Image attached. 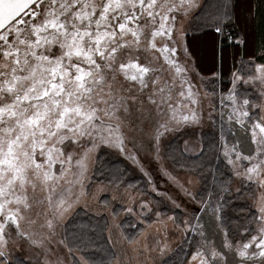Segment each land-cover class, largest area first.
I'll return each instance as SVG.
<instances>
[{"label":"snow or ice","instance_id":"obj_1","mask_svg":"<svg viewBox=\"0 0 264 264\" xmlns=\"http://www.w3.org/2000/svg\"><path fill=\"white\" fill-rule=\"evenodd\" d=\"M198 6L197 0H0V264H9V245L21 241L38 250L43 264H65L60 258L51 259L57 255L53 241L69 253L74 249L79 252V264H91L84 255L87 232L100 224L81 225L77 243L68 239L67 216L89 195L84 185L86 161L98 142L125 151L121 129L129 119L131 106L123 84L117 86L118 79L138 84L139 91L147 88L149 81L153 85L148 99L157 109V119L147 131L143 127L136 131L152 142L158 162L160 145L167 134L202 124L203 116L196 107L200 104L199 92L194 91L197 86L191 80L184 44L190 30L184 21ZM213 7L216 11L202 17L196 30L203 28L224 38L223 26L232 22L228 4L216 0ZM226 38L232 40L231 35ZM182 51L184 63L180 62ZM161 57L174 72L171 84L167 80L160 83V77L152 75L164 71L163 67L150 66ZM237 79L245 84L251 81L254 86L258 82L260 96L264 97V64L257 66L254 74L250 72L247 79L241 73L233 74V93ZM177 82L179 100L173 95ZM127 91L137 89L129 87ZM158 94L159 104L154 98ZM230 99L229 122L241 125L247 122L252 147L245 150L240 144L222 139L218 151L233 174L252 188L256 211L240 241H233L228 232L224 233L223 248L238 255L241 264L256 257L259 264H264V116L256 115L253 119L250 114L253 107L264 111V104L251 105L248 98L238 93ZM161 107L165 111L161 112ZM121 110L125 115H118ZM131 142L134 146L137 143L135 138ZM70 145L82 149L75 161V150L67 151ZM188 147L186 141L185 151ZM130 159L139 163L136 155H130ZM161 172L170 181H177L163 166ZM62 182L67 187L61 186ZM77 185L79 191L75 190ZM114 187L118 189L119 184ZM179 187L185 196L194 199L183 183ZM29 188L31 198L27 195ZM38 190L42 197L37 195ZM209 197V202L201 200V204L205 211L212 209L223 231V206L218 202L213 208L211 194ZM95 198L100 203L99 197ZM117 198L113 196L114 200ZM129 198L131 204L122 211L136 213L138 205L140 221L147 225L143 230V247L138 238L122 233L129 246L123 255L129 262L130 253L140 255L154 250L146 243L148 229L154 225L158 233L165 235L169 232V221L172 230L182 233L193 231V219L196 229L202 227L199 219L191 216L183 225L174 216L163 220L162 213L150 206L151 201ZM34 208V218L26 215ZM150 213H154V221L147 219ZM118 216L119 212L111 213V226L107 219L103 222L102 229L108 231L110 244L116 243L113 231L123 228ZM25 224L30 231L25 230ZM199 235L203 236V232ZM166 249L167 244L158 251L163 254ZM72 259L76 264L74 256ZM222 259L223 254L216 247L199 243L189 264H221ZM109 264H125V260L114 255Z\"/></svg>","mask_w":264,"mask_h":264},{"label":"rangeland","instance_id":"obj_2","mask_svg":"<svg viewBox=\"0 0 264 264\" xmlns=\"http://www.w3.org/2000/svg\"><path fill=\"white\" fill-rule=\"evenodd\" d=\"M201 0H197V4L199 5ZM198 7H195L191 10L190 16L187 20L184 21L185 26L187 27V23L190 17L193 15L195 10ZM186 40L188 43V36L186 35L184 44L186 45ZM189 42V54H187V63L190 65L191 72V80L194 85L197 87L194 91L199 92V100L200 104L197 105L198 114L203 116V122L199 127H188L182 128L176 132L167 134L160 145V159L159 162L157 158L153 154V149L151 148L152 142L147 138L139 135L136 129L143 127L147 131L152 122H155L157 119V109L154 108L149 102V95L153 91V85L151 81L148 82V87L139 91V85H130L128 83L123 82L118 79L117 86L123 84L125 88L124 95L129 97L128 104L131 106L130 108V116L129 119L125 122L121 131L125 137V151L121 152L119 149L115 147H110L104 143H99L97 148L90 154L88 161H86L88 165V171L85 174L86 179L84 180L85 190L89 193L86 198H82L80 203L75 205L73 209L68 213L67 219L74 213L76 209H84L93 215H105L106 219L109 221V226L112 224L111 213L113 211L119 212V216L117 220L120 222L124 220V218H130L132 223L137 224V229L133 233L132 237L138 238L140 240L141 246L143 247L145 243V234L144 229L147 228L146 224H142L139 217V206L135 205L136 213L127 214L122 209L131 204V197H135L138 201H151V207L154 210H158L162 213V219L167 220L168 216H174L177 222L183 225V222L191 217H195L199 219L201 228L196 229V219H193V231L189 233H182L180 231H175L171 229V222L169 221V232L165 235L163 232L158 233L156 231V226L154 225L151 229H148L147 236V245L149 248L154 249L151 252H143V254L130 253L131 260L129 262L128 257L124 256V252L128 250L129 246L124 240L122 235L123 229H115L113 231L112 239L116 241L115 244H110L113 249V256H120L125 260V264H160L163 259L171 254L173 250L184 240L185 238L189 239L192 246V254L195 252L199 243H208L212 246L216 247L222 254L223 259L221 260V264H241L240 257L234 252H229L227 249L223 248V242L225 240L224 233L226 232L224 229L221 230L220 222L217 220L216 216L213 215L212 209L204 210L203 205L201 204L202 198L198 197V192H200V181L199 177L201 175L192 171L191 168H183V167H175L169 161L170 151L167 150L168 142L173 139V137L179 135L181 137V149L182 151L192 157L199 153L202 146V136L206 132H211L215 130L218 133V147L221 140L227 141L229 144L237 143L242 145L245 150H249L252 146L250 145V130L245 125H241L239 123L229 122L228 114L231 111L232 101L230 99L231 95L239 94L240 97H245L250 100L251 105L264 104V97L260 96V85L257 84L254 86L251 81L248 84L242 82L241 79H237L235 81V89L236 92L233 93L231 90L233 89V74L241 73L243 79H247L249 73H255L254 67L247 66L246 63L242 64L241 67H237L236 65L232 67L233 71H227L220 69V77L215 76V78H211L209 73L212 72L210 70L212 66V62L214 63V51L210 50V45L206 38H193ZM159 43V42H158ZM192 54V57H191ZM159 55V54H157ZM190 55V56H189ZM260 55H263L261 53ZM196 57L197 61L194 60ZM262 60L257 62L258 65L264 64V57L260 56ZM180 62L184 63V53L181 52ZM248 62V61H246ZM256 65V63H255ZM151 67L159 68L163 67L164 71L153 73V77H160V83H163L165 80L171 84L174 72L170 70L167 65L164 64L163 58L161 57L158 61L153 60ZM205 77H202V74ZM207 76V77H206ZM210 77V78H208ZM213 77V76H212ZM218 78V79H217ZM212 80H216L214 85L211 84ZM129 87H134L137 91L129 93L127 89ZM187 87V85L185 86ZM180 91L179 83L177 82L176 87L173 89V95L176 100H179V96L176 95ZM135 98V100H133ZM157 100V103L160 102V95L154 97ZM184 103H188V101H184ZM150 110V111H149ZM161 112L165 111L163 107L160 109ZM250 114H253V119L256 118V115L264 116V111H261L257 108H250ZM118 115H125L121 110ZM103 116V113H101ZM106 122L107 119L105 118ZM98 123V122H97ZM135 138L137 141L134 146L131 140ZM188 142V150L185 151V142ZM69 142H66L68 144ZM142 144V146H141ZM58 147H64L62 145H58ZM106 148L111 150L114 155H118L119 157L124 158L135 174H139L140 177L144 180L145 183L142 184L141 188H127L121 187L117 189L116 187L104 184L97 183L92 187H88L90 177L92 175L94 161L97 151L100 148ZM75 150L76 155L73 158V161L79 159L80 154L82 153V149L77 148L75 145H70L67 148V151ZM220 154V152H219ZM130 155H136L139 163L134 162L130 159ZM223 158V156L220 154ZM224 159V158H223ZM227 164V163H226ZM166 168L170 173L176 176L177 181H170L165 175L161 172V167ZM228 166V180L226 182L225 187H220V189L214 191L211 194V204L212 207L215 208L219 205L223 206V199L225 196L230 194H237L236 198H240L245 202H248L252 209L256 211L253 200L251 199L252 188H244L243 185L248 186V182L242 181L240 178L236 177L233 174V170ZM59 168V165L56 166ZM55 171V169H53ZM192 171V172H191ZM71 179V176L68 177ZM191 180L192 183L189 184L188 181ZM151 181V183H149ZM183 183L185 187H187L194 196L192 197L185 196L183 191L180 189L179 184ZM63 187H67V185L61 184ZM243 188V189H242ZM142 189L144 192H142ZM239 189V191H237ZM249 189V190H248ZM76 191H79V185L76 186ZM244 192V193H242ZM27 195L31 198L33 196L32 190L29 188L27 191ZM37 195L43 196V193H39L37 191ZM117 195V199H113V196ZM95 197H99L100 203L97 202ZM210 197L203 200L205 203L209 202ZM226 199V198H225ZM224 199V200H225ZM180 205V207H176V205ZM36 209L34 208L31 213H26V215H32L35 217ZM149 220H155L156 217L154 213H150L147 216ZM254 228V225H252ZM24 228L26 231H30L28 225L25 224ZM233 232L229 234V238L233 241H240L242 239L241 233H243L244 229H238L232 227ZM7 231V229H6ZM14 231V229H13ZM203 232V236H200L199 233ZM106 235L108 239V231L106 230ZM59 239V237L57 238ZM109 242V241H108ZM55 248L57 250V255L51 257V259L55 260L60 258L65 261V264H73L72 259L64 246L53 241ZM167 244V249L163 254H161L158 249ZM15 254H21L30 264H43V257L39 255L37 249L31 247V245L26 241H21L18 245H9L8 250V259H10ZM192 254L189 258L184 262V264H189L192 260ZM78 262L80 261V256L77 255ZM113 260V259H112ZM247 264H259V258L256 257L254 259H250L247 261Z\"/></svg>","mask_w":264,"mask_h":264},{"label":"trees","instance_id":"obj_3","mask_svg":"<svg viewBox=\"0 0 264 264\" xmlns=\"http://www.w3.org/2000/svg\"><path fill=\"white\" fill-rule=\"evenodd\" d=\"M225 2L228 4L232 22L223 26L224 38H221L215 32L203 28L196 30L197 26L202 22V17L216 11L213 7L216 0H201L198 8L187 23V27L190 29L187 33L188 45L192 46L189 41L193 38H203L213 33L216 38H214L211 45L216 48L219 44L220 52L222 53L226 49L231 51V60L226 64V69H228L231 65L235 66L234 62L238 48L234 42L236 39L241 38L243 40V53L249 56L252 55V60L246 62L243 59L244 57H242L243 63L240 61L238 67L240 68L244 63L247 66L251 63V66H253L254 63L262 60L260 56L263 55L260 54L264 52V0H225ZM229 35L232 37L231 41L226 38ZM215 83L216 80L211 81L212 85ZM180 139L181 137L177 135L168 142L167 150L171 153L169 154V161L175 167L191 168L193 172L201 175L199 177L200 192L197 195L205 200L209 197V194H212L217 189L219 190L220 187H225L228 180V166L218 151V133L212 130L203 134L202 151L200 150L198 154L192 157L182 151ZM97 183L112 186L119 184L121 187L138 189L145 182L139 174L134 173L124 158L114 155L111 150L101 147L95 156L88 187L90 188ZM243 187L251 188L245 185ZM142 192H144L143 189ZM236 196L237 194L232 195L229 191L228 196H225L226 199L224 198L225 200L223 199L222 201L223 229L229 234L233 232L232 227L234 226L238 229H244L248 226L249 221L255 214L248 202L238 199ZM104 219H106L105 215H93L81 208L76 209L67 219L68 239L69 241L77 240V243H79L77 237L79 236L81 225L95 226L99 222L100 227H96L94 231L90 227L86 237L88 246L84 248V255L89 258L91 264H109V261L113 259V249L108 242L106 229H102ZM132 221L130 218H124L121 221L123 223V232L128 236H133L138 226ZM74 233L76 235H73ZM64 249L67 250L65 247ZM192 249L191 242L185 238L160 264H184L192 254ZM69 255L71 259L74 256L76 264H79L77 260V255L80 256L79 252L74 249ZM8 260L9 264H30L21 254H15Z\"/></svg>","mask_w":264,"mask_h":264},{"label":"crops","instance_id":"obj_4","mask_svg":"<svg viewBox=\"0 0 264 264\" xmlns=\"http://www.w3.org/2000/svg\"><path fill=\"white\" fill-rule=\"evenodd\" d=\"M203 38H206V40L208 41V43H209V45L213 42V40H214V38H216L215 37V35L212 33V34H208V36L206 35V36H204ZM234 44L235 45H237V48H238V51H237V57H236V59H235V65L238 67L239 66V62L240 61H242V57H244L243 59L245 60V61H248V62H250L251 60H252V58H251V56H249V55H245L244 53H243V49H242V47H243V40H241V38H238V39H236L235 40V42H234ZM186 46H187V50H189V45H188V43H187V40H186ZM210 50L213 52L214 51V63L212 62V66H211V68H210V70H212V72L211 73H209L208 75H210L211 76V78H215V76H218V77H220V75H221V73H220V69H224V70H231V71H233V69H232V65H231V67L230 68H228V69H226V64L228 63V62H230V60H231V51L230 50H228V49H226V50H224L223 51V53L222 52H220V46H219V44L216 46V48H215V46H213V45H210ZM187 54H189V52L187 51ZM190 56V55H189ZM191 57H192V54H191ZM263 57H264V52H263ZM194 60L195 61H197V59H196V57L194 58ZM257 66H259L257 63H256V65H255V63L253 64V67H254V71H255V68L257 67ZM224 67V68H223ZM202 74V73H201ZM204 75H207L206 73H203ZM203 74H202V77H205V76H203ZM213 76V77H212ZM207 77V76H206ZM208 78H210V77H208ZM218 79V78H217Z\"/></svg>","mask_w":264,"mask_h":264}]
</instances>
